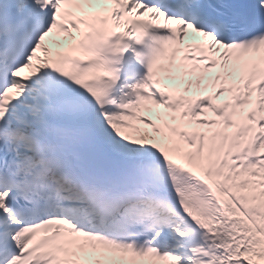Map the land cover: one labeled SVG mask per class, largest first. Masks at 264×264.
<instances>
[{
  "label": "snow or ice",
  "instance_id": "obj_1",
  "mask_svg": "<svg viewBox=\"0 0 264 264\" xmlns=\"http://www.w3.org/2000/svg\"><path fill=\"white\" fill-rule=\"evenodd\" d=\"M0 264H264V0H0Z\"/></svg>",
  "mask_w": 264,
  "mask_h": 264
}]
</instances>
